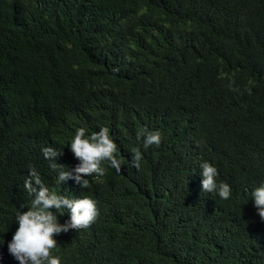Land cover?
<instances>
[{"label":"trees","instance_id":"trees-1","mask_svg":"<svg viewBox=\"0 0 264 264\" xmlns=\"http://www.w3.org/2000/svg\"><path fill=\"white\" fill-rule=\"evenodd\" d=\"M102 127L121 171L59 184L50 164L74 169L75 132ZM145 129L161 143L145 150ZM203 162L229 199L202 192ZM30 166L50 193L99 210L54 237L61 264H264L251 199L264 183V0H0V264H19L8 244Z\"/></svg>","mask_w":264,"mask_h":264},{"label":"clouds","instance_id":"clouds-1","mask_svg":"<svg viewBox=\"0 0 264 264\" xmlns=\"http://www.w3.org/2000/svg\"><path fill=\"white\" fill-rule=\"evenodd\" d=\"M143 137V147L147 150L152 145L161 143L159 131L143 130L139 135ZM116 143L110 138L109 129L102 127L99 132L90 136L86 135L83 128L77 129L70 143V151L79 164L72 170L56 162L51 163L53 171L58 172L57 182L61 184L69 179L74 180L81 189L88 187V179L104 175V163H110L117 172L121 171L120 161L116 158ZM46 159L55 160L62 154L52 147L42 149ZM141 154L137 150L132 157V167L140 168ZM202 175V192L216 193L227 200L231 196V187L227 183H217L218 170L208 162L200 165ZM25 191L33 197L31 206L16 216L18 229L8 244L9 253L19 261V264H61L60 257L51 254L57 247L55 236L67 233L69 230H81L90 227L97 219L99 210L96 201L83 197L81 199H69L64 195L52 194L43 183L41 176L34 167L29 168V175L24 179ZM254 207L261 221H264V183H261L251 193ZM55 213L67 210L70 220L64 224L58 222Z\"/></svg>","mask_w":264,"mask_h":264}]
</instances>
